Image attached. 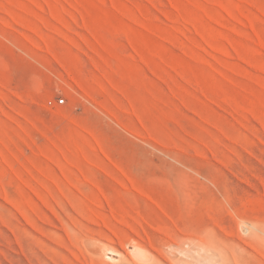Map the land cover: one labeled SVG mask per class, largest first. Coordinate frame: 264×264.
Returning a JSON list of instances; mask_svg holds the SVG:
<instances>
[{"label":"rangeland","instance_id":"rangeland-1","mask_svg":"<svg viewBox=\"0 0 264 264\" xmlns=\"http://www.w3.org/2000/svg\"><path fill=\"white\" fill-rule=\"evenodd\" d=\"M0 264H264V0H0Z\"/></svg>","mask_w":264,"mask_h":264},{"label":"bare ground","instance_id":"bare-ground-1","mask_svg":"<svg viewBox=\"0 0 264 264\" xmlns=\"http://www.w3.org/2000/svg\"><path fill=\"white\" fill-rule=\"evenodd\" d=\"M26 196V195H25ZM92 242H95V241H92ZM97 242H99V241H97ZM87 243V242H86ZM91 245V244H90ZM93 245V244H92ZM94 247V246H93ZM129 247V246H128ZM88 248V247H87ZM95 248V249H94ZM93 249L94 250H96V252H94V254H96V255H98V257H100V258H103V259H106L105 257H108V258H110V260H117V256L119 257L120 255H119V253H114V252H112V253H110V255L112 254L113 256H107V254H108V252H110L111 251V248H109L108 246H106L105 244H101L100 242L99 243H95V247H94ZM127 248V247H126ZM130 252H133V253H137V254H139L140 255V252L142 253V252H144V250L142 251H140V249H139V247H137V246H135V245H130V247H129V249H128ZM93 252V251H92ZM91 252V253H92ZM145 253V252H144ZM139 255L137 256L139 259H140V257H139ZM141 256L143 257V255L141 254ZM140 260H142V261H147L148 259H146L145 258V260H144V257L143 258H141Z\"/></svg>","mask_w":264,"mask_h":264},{"label":"built area","instance_id":"built-area-1","mask_svg":"<svg viewBox=\"0 0 264 264\" xmlns=\"http://www.w3.org/2000/svg\"><path fill=\"white\" fill-rule=\"evenodd\" d=\"M63 103H65L64 98H59L58 101L48 100L47 102L48 106L50 107L54 106V104H63Z\"/></svg>","mask_w":264,"mask_h":264}]
</instances>
